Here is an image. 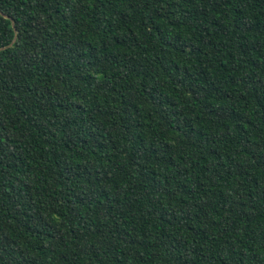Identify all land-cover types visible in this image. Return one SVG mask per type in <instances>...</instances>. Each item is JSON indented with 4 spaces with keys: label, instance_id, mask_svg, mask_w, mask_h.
<instances>
[{
    "label": "trees",
    "instance_id": "1",
    "mask_svg": "<svg viewBox=\"0 0 264 264\" xmlns=\"http://www.w3.org/2000/svg\"><path fill=\"white\" fill-rule=\"evenodd\" d=\"M0 264H264V0H0Z\"/></svg>",
    "mask_w": 264,
    "mask_h": 264
},
{
    "label": "water",
    "instance_id": "2",
    "mask_svg": "<svg viewBox=\"0 0 264 264\" xmlns=\"http://www.w3.org/2000/svg\"><path fill=\"white\" fill-rule=\"evenodd\" d=\"M4 16L8 18V16H7V15H4ZM11 22H12V25H13V24H14V22H13V20H12V19H11ZM13 41H14V38H13V40L11 41V43H9V44H8V46H9V45H11V44L13 43ZM1 48H4V47H1Z\"/></svg>",
    "mask_w": 264,
    "mask_h": 264
}]
</instances>
